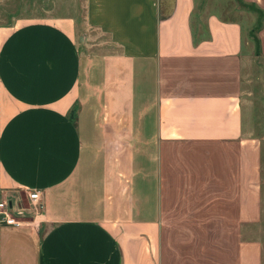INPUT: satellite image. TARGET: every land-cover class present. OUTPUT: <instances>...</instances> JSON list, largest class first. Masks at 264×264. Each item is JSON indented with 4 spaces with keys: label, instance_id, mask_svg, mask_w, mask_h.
Wrapping results in <instances>:
<instances>
[{
    "label": "crops",
    "instance_id": "1",
    "mask_svg": "<svg viewBox=\"0 0 264 264\" xmlns=\"http://www.w3.org/2000/svg\"><path fill=\"white\" fill-rule=\"evenodd\" d=\"M257 43L264 70V20ZM244 45L196 0L17 19L0 44V198L36 190L44 208L0 225V264H264Z\"/></svg>",
    "mask_w": 264,
    "mask_h": 264
},
{
    "label": "rangeland",
    "instance_id": "2",
    "mask_svg": "<svg viewBox=\"0 0 264 264\" xmlns=\"http://www.w3.org/2000/svg\"><path fill=\"white\" fill-rule=\"evenodd\" d=\"M201 6H208L209 11L227 20H238L244 31V90L251 109L245 105V122L251 136L260 140L262 149L261 172L264 195V70L257 41V33L264 20V15L254 6L240 0H196ZM85 0H0V44L7 31L16 25L17 19L46 18L51 16L72 15L80 24L84 14ZM79 47L86 53L92 52L82 40L78 31ZM90 49V50H89ZM252 117V123H251Z\"/></svg>",
    "mask_w": 264,
    "mask_h": 264
},
{
    "label": "built area",
    "instance_id": "3",
    "mask_svg": "<svg viewBox=\"0 0 264 264\" xmlns=\"http://www.w3.org/2000/svg\"><path fill=\"white\" fill-rule=\"evenodd\" d=\"M44 205L39 191L31 190L25 198H0V225L20 227L24 223L23 217H37L43 210Z\"/></svg>",
    "mask_w": 264,
    "mask_h": 264
},
{
    "label": "trees",
    "instance_id": "4",
    "mask_svg": "<svg viewBox=\"0 0 264 264\" xmlns=\"http://www.w3.org/2000/svg\"><path fill=\"white\" fill-rule=\"evenodd\" d=\"M238 1V0H237ZM241 1V0H240ZM242 2V1H241ZM249 7H253V5H248ZM255 7V6H254ZM256 8V7H255ZM257 9V8H256ZM258 12H261L260 10ZM262 13V12H261ZM263 14V13H262ZM261 27V26H260ZM257 42V41H256Z\"/></svg>",
    "mask_w": 264,
    "mask_h": 264
}]
</instances>
